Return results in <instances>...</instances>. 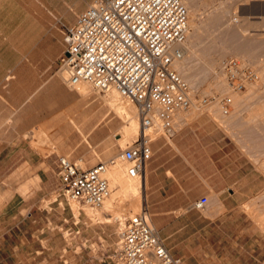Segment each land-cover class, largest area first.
Segmentation results:
<instances>
[{"label":"crops","instance_id":"crops-1","mask_svg":"<svg viewBox=\"0 0 264 264\" xmlns=\"http://www.w3.org/2000/svg\"><path fill=\"white\" fill-rule=\"evenodd\" d=\"M83 7L71 0H0V250L14 236L19 248L21 225L36 221L37 200L53 188L50 154L38 152L25 134L39 128L70 146L79 134V90L60 65L65 26ZM188 114H176L172 137L151 142L141 182L153 224L181 264H264V234L254 219L245 223L244 212L264 188V173L211 113ZM36 176L38 185L30 187ZM203 196L208 202L196 206Z\"/></svg>","mask_w":264,"mask_h":264},{"label":"rangeland","instance_id":"rangeland-1","mask_svg":"<svg viewBox=\"0 0 264 264\" xmlns=\"http://www.w3.org/2000/svg\"><path fill=\"white\" fill-rule=\"evenodd\" d=\"M92 1L71 0V3L78 7L83 3L85 8ZM182 1L186 4L189 20L192 21V24L189 21L185 46L188 47V52L182 60L184 67H189L190 78L184 75V70L181 72L189 81L195 95L194 100L198 104L197 107L194 105L186 109L188 115L193 118L202 112L211 113L264 173V0ZM246 23L251 29L244 35L241 29L237 28V24L242 26ZM232 33L234 34L231 35ZM228 56H235L252 65L256 72V81L255 79L252 81L250 89L247 86L242 92L232 91L221 68L222 60ZM62 71L63 69L60 70L61 73ZM210 81L212 84L216 83V89L209 88ZM85 85L88 94L82 95L79 91V134L73 137L75 143L73 146L52 132H49L50 137L44 131H37L39 128H32L25 134L38 152L50 154L46 164L48 166L51 164L48 180L53 188L47 196L37 200L33 210V218L36 221L21 225L19 248H14L15 236L12 241L4 244L5 249L0 250L3 254L0 255V264H117L114 253L119 240L120 221L94 223L85 209L90 207L102 210V205L86 207L79 203L78 214L74 213L73 200L60 193L58 156L67 155L85 167L100 160H108L118 154L122 146L137 137L140 120L137 131L130 133L126 129L129 127L128 121L115 112L108 102L111 98L110 92L97 90L91 84ZM77 89L79 90V85ZM237 93L243 96L242 99H238L237 104L230 101V111L227 114L223 113L219 103L220 97H229ZM203 95L217 98H212L209 104L204 105L200 101ZM123 99L134 105L128 98ZM260 106L263 107V113L254 114L255 108ZM106 114L108 115L104 118ZM184 114L185 112L180 113ZM118 132L124 136L123 143L116 135ZM80 144L82 150H79ZM38 181V176L31 178L30 187L37 186ZM24 188L21 190L23 193L30 190L27 186ZM142 197L143 203L145 198L143 192ZM127 207L129 203L126 204L125 208ZM22 212L26 210L23 209ZM131 212L136 211L125 209L124 216L132 214ZM244 212L245 217H248L245 223L251 226V220L254 219V225L257 223L264 234V228L262 229L256 217V213L264 214V188L248 199L244 204ZM27 229L29 231L25 232ZM259 245L263 260L264 239Z\"/></svg>","mask_w":264,"mask_h":264},{"label":"built area","instance_id":"built-area-1","mask_svg":"<svg viewBox=\"0 0 264 264\" xmlns=\"http://www.w3.org/2000/svg\"><path fill=\"white\" fill-rule=\"evenodd\" d=\"M188 33L189 11L182 0H93L65 26L67 47L60 68L68 71V85L77 88L86 82L97 90L116 88L136 104L140 131L118 154L91 166L59 155L60 193L97 207L111 193L108 166L123 162L129 176L142 177L152 156L151 142L161 135L172 137L177 112L193 104V89L178 69ZM221 68L234 90H243L256 77L252 65L235 56L224 58ZM212 98L217 97L203 95L200 101L206 105ZM230 101L228 96L219 99L225 114ZM207 202L203 196L194 203L202 207ZM114 255L117 264H181L144 202L120 221Z\"/></svg>","mask_w":264,"mask_h":264},{"label":"bare ground","instance_id":"bare-ground-1","mask_svg":"<svg viewBox=\"0 0 264 264\" xmlns=\"http://www.w3.org/2000/svg\"><path fill=\"white\" fill-rule=\"evenodd\" d=\"M263 15H264V13H263ZM247 23H246V25H242V26L241 25L238 26V24H237V28H240L241 31L244 33V35H245V33H247L251 29L250 28L251 25L248 23L250 25L249 26ZM190 24H192V21H190ZM238 32H239V30H238ZM233 34L234 33H232L231 35H233ZM234 36H232V37H234ZM234 39H236V36L234 37ZM232 41H233V38H232ZM185 46H187L186 43H185ZM187 52H188V47H185V54ZM243 61H245V60H243ZM245 62H247V61H245ZM188 68H187V66L184 67L182 61L180 62L179 67H178V69L180 71L184 70V75H186L187 77L190 78V70ZM63 71H64V74H63L64 76L63 77L67 78L68 71L67 70H63ZM260 75L263 76L262 74H260ZM224 78H225V76H224ZM263 78H264V76H263ZM191 79H192V77H191ZM252 81L248 82V84H247L248 89L251 88L250 85L253 83ZM255 81H256V79H255ZM204 82H205V80H204ZM210 82L211 83L208 85L209 88L212 87V90L216 89L215 81H214L215 84H212V81H210ZM208 83H209V81H208ZM85 84H90V83L81 82V83L77 84V87L79 85V91L83 95L88 94V92L86 91V88H85L86 87ZM226 84H227V82H226ZM253 86L255 87L254 84H253ZM232 91H236V92H238V91L240 92L241 91L242 92V90H234V89ZM105 92H110L111 98L108 100V102H109L110 106L112 107V109L115 112H117L120 116H122L123 118H125L128 121L129 127H126V129L132 134H133V132H136L137 131V127H138V123H139V120H140L139 113L137 112L138 109H137L136 104L133 101H131V102H133L134 105L131 104L130 102H128L127 100L125 101L123 99L122 95L120 94V92L116 88L111 87V88L105 90ZM241 97H243V96H241V94L237 93V94H231L229 96V99L231 100V102L233 104H237L239 102V100L242 99ZM195 101L196 100H193L192 106L195 105L197 107L198 104ZM178 112L180 114V113H183L185 111H184V109H182V110H179ZM262 113H263V107L262 106H260L258 108H255L254 114H258V115L260 114L261 115ZM107 115L108 114H106L104 116V118H106ZM177 115H178V113H177ZM177 118H178V116H177ZM116 135L118 136V139H120L121 143H123L122 141H123L124 136L122 135V133L118 132ZM120 165H121V167H118ZM125 165L123 163H121V162L120 163L118 162L115 165L108 166V168L106 170V175H107V177L109 178V181H110L111 193L104 200V202L102 204V206H103L102 210H100V209L99 210L90 209L89 206L84 205L86 207H89V208H87L85 210H86V213L88 214V216H90L91 219L94 221V223L95 222L111 223V222H113L115 220L122 221V219L124 218L125 209L128 210V211L129 210L130 211H137V209L141 206L142 198H143L142 197V186L143 185H142V182H141V178H140V176H136V177L129 176L127 174V172H125V170H126L125 169L126 168ZM70 200H73V202H72V206L73 207L72 208L75 211L74 213L78 214V204L81 203V202H78L77 200H74L72 198H70ZM127 203H129V207L125 208ZM131 213H133V212H131ZM256 217H258L259 222L261 223V227L263 229L264 228V214H260L259 215V214L256 213Z\"/></svg>","mask_w":264,"mask_h":264}]
</instances>
